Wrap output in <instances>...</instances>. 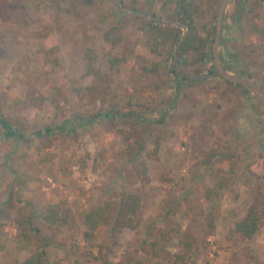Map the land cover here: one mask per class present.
Instances as JSON below:
<instances>
[{
    "label": "rangeland",
    "instance_id": "1",
    "mask_svg": "<svg viewBox=\"0 0 264 264\" xmlns=\"http://www.w3.org/2000/svg\"><path fill=\"white\" fill-rule=\"evenodd\" d=\"M133 1L0 0V114L24 135L9 136L0 123V264L43 247L49 264H93L80 256L84 213L133 191L145 195L141 224L121 230L111 264H172L154 255L152 243L179 251L188 229L201 246L197 264H264V220L253 239L230 234L252 203L264 216V109L250 89L222 75L179 87L165 70L145 73L142 66L158 56L135 25L124 28L122 43L107 42L104 33ZM222 1L199 17L215 27L202 74L217 70ZM138 7H153L161 24L176 23L167 17L172 5L138 0ZM88 49L98 74H87ZM233 51L249 71L244 77L264 94V0H228L219 47L224 66L234 65ZM115 56L125 62L111 68ZM113 107L128 115L105 118ZM138 140L142 154L129 160L124 151L137 149ZM209 189L216 201L205 198ZM212 204L220 211L215 234L205 226ZM47 207L70 213L72 225L43 224ZM22 220L33 241L24 240ZM110 222L99 239L108 240Z\"/></svg>",
    "mask_w": 264,
    "mask_h": 264
},
{
    "label": "trees",
    "instance_id": "2",
    "mask_svg": "<svg viewBox=\"0 0 264 264\" xmlns=\"http://www.w3.org/2000/svg\"><path fill=\"white\" fill-rule=\"evenodd\" d=\"M82 1L87 4L92 2V0ZM150 1L153 5L156 1H161L162 6L172 5L173 10L168 13L167 17L176 23L161 24L136 13L135 11H141V9L138 7V0H134L129 8L131 12H124L119 21L104 33V38L111 45H118L124 39V28L128 24L137 26L143 34L150 37V51L152 54L158 56L157 60L144 64L142 66L143 71L155 75L165 70L176 85L181 87L188 78L205 72L203 64L209 55L208 46L215 39V27L209 29L208 26L201 23L199 17L204 15L206 12L205 8L209 7L216 0ZM261 2L262 0H256L257 5L261 4ZM152 8L146 12L159 16L158 12L153 11ZM230 56L234 65L226 64L225 67L236 70L241 76L249 75V71L241 66L242 60L239 52L233 51L230 53ZM86 58L88 60L87 74H98L95 69V63L97 62L95 51L88 49ZM122 62H125V58L118 56L111 58V68H115V66ZM199 80L197 79L196 81ZM196 81H191L188 85H193ZM227 82L244 86L241 83L229 80ZM120 115L127 116L128 113L121 114L120 110L113 107L103 116L105 118L112 116V120H114ZM152 121L154 120H149V122ZM0 123L7 135L16 137L17 140L24 138V135L18 132L12 122L2 114H0ZM51 131L52 129H47L46 132ZM37 134L42 135L43 132L38 131ZM135 144L139 145L137 149L127 148L124 152L127 154L129 160L137 161L142 154L144 143L138 140ZM217 155L219 154L214 153L211 158L214 159ZM215 194L213 189H209L205 198L209 201H216ZM144 198V193L133 191L124 194L115 205L111 204L108 200L92 205L84 213L82 220L83 230L81 234L86 248L81 252L80 256L93 264H111L110 255L119 244L118 240L121 230L123 228L135 230L140 226V214ZM209 208L210 213L205 219V226L209 228L210 234H215L220 211L217 204H212ZM108 218L111 219L108 240H101L99 239L98 230L102 225L107 223ZM263 220L262 209L256 203H252L247 208L244 217L235 222L234 226L230 229V234L231 236L242 234L247 239H253L260 230ZM41 222L49 227L55 226L58 230L61 229L60 226L72 225L71 214L63 213L60 209L54 207H47L44 210ZM28 223L27 220L20 222V229L26 242L34 240L32 232L24 229ZM34 229L36 232H40L41 230L39 226H35ZM157 245V242L152 243L153 253L156 257L167 259L172 264H197L195 257L200 251L201 246L189 229L183 230L181 233L178 241L179 251H171L166 248L157 249ZM12 264H49V251L46 247L39 248L24 260L16 259Z\"/></svg>",
    "mask_w": 264,
    "mask_h": 264
},
{
    "label": "water",
    "instance_id": "3",
    "mask_svg": "<svg viewBox=\"0 0 264 264\" xmlns=\"http://www.w3.org/2000/svg\"><path fill=\"white\" fill-rule=\"evenodd\" d=\"M228 0H223L221 7H220V11L218 14V19H217V27H216V43H215V50H214V60H215V64L217 67V70L212 72L211 74H198V75H194L190 78H188L186 80V83L189 82L192 79H196V78H209V77H213L216 75H222L224 76L227 80L232 81V82H237V83H241L243 84L245 87H247L248 89H250L254 95L256 96V98L258 99L259 103L261 104V106L264 109V94L261 92L258 84L247 78L244 76H241L237 73H233L231 71H229L228 69L225 68L223 60L221 58L220 52H219V47H220V41H221V34H222V22H223V15H224V11H225V7L227 5ZM138 14L144 15L146 18L157 21V22H161V23H165V21L161 20L160 18L151 15L150 13H147L145 11H135Z\"/></svg>",
    "mask_w": 264,
    "mask_h": 264
}]
</instances>
